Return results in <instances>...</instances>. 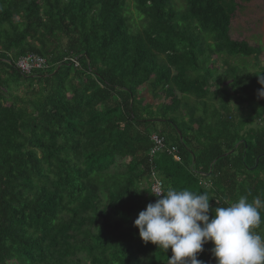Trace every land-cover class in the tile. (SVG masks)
<instances>
[{
	"label": "trees",
	"instance_id": "trees-1",
	"mask_svg": "<svg viewBox=\"0 0 264 264\" xmlns=\"http://www.w3.org/2000/svg\"><path fill=\"white\" fill-rule=\"evenodd\" d=\"M253 1L0 0V264H168L133 225L151 167L213 215L264 199L262 47L229 36ZM23 56L47 67L22 74ZM153 133L179 162L149 161Z\"/></svg>",
	"mask_w": 264,
	"mask_h": 264
},
{
	"label": "clouds",
	"instance_id": "clouds-1",
	"mask_svg": "<svg viewBox=\"0 0 264 264\" xmlns=\"http://www.w3.org/2000/svg\"><path fill=\"white\" fill-rule=\"evenodd\" d=\"M258 94L264 98V88ZM148 192L157 199L139 211L133 225L144 243L171 250L168 264H204L197 255L209 241L215 264H264V235L255 231L264 224V199L242 195L228 206H216L213 215L207 193L163 185Z\"/></svg>",
	"mask_w": 264,
	"mask_h": 264
},
{
	"label": "rangeland",
	"instance_id": "rangeland-1",
	"mask_svg": "<svg viewBox=\"0 0 264 264\" xmlns=\"http://www.w3.org/2000/svg\"><path fill=\"white\" fill-rule=\"evenodd\" d=\"M241 6L242 9L238 10L237 13H234V16L231 19V34L236 40H245L251 45L256 43L262 47L260 61L263 62L262 66L264 68V3L260 1H253L249 8L246 4ZM252 61V57L247 58L248 63L251 64ZM255 71L256 69L251 68L250 74L254 73ZM220 72H222V70H220ZM141 95L153 104L158 103V100H153L145 89L141 91ZM261 100L263 102V98ZM182 101H185V98H182ZM233 102L235 103V100H233ZM174 117L179 122H187V115L185 112H181L180 114L179 112H174ZM154 126L156 129H159L162 127V124H159L158 122ZM92 229L94 232L95 228L93 227Z\"/></svg>",
	"mask_w": 264,
	"mask_h": 264
},
{
	"label": "built area",
	"instance_id": "built-area-1",
	"mask_svg": "<svg viewBox=\"0 0 264 264\" xmlns=\"http://www.w3.org/2000/svg\"><path fill=\"white\" fill-rule=\"evenodd\" d=\"M16 68L24 74H28L32 69L41 70L42 68H46V62L43 58L37 56H23L19 58L15 63ZM264 102V98H263ZM151 146L148 151L149 161L154 158L160 152H166L170 155L175 161H180L178 150L175 146H168L165 139L157 133H153L149 137ZM148 182L146 184L147 189L151 191L155 186L163 185V182L159 175L156 173L154 167H151L148 171ZM151 195V194H150ZM152 196V195H151ZM154 200L157 197L152 196Z\"/></svg>",
	"mask_w": 264,
	"mask_h": 264
},
{
	"label": "crops",
	"instance_id": "crops-1",
	"mask_svg": "<svg viewBox=\"0 0 264 264\" xmlns=\"http://www.w3.org/2000/svg\"><path fill=\"white\" fill-rule=\"evenodd\" d=\"M255 1V0H254ZM251 3L252 2H249V3H247L246 5H248V8H249V6H251ZM243 5V4H242ZM247 12V11H246ZM237 13V12H236ZM231 30H232V25H230V34H229V36H230V38L231 39H233V40H235L234 38H233V36H232V32H231ZM253 46H260L259 44H253ZM208 264H215V259L213 258V256H210L209 257V259H208Z\"/></svg>",
	"mask_w": 264,
	"mask_h": 264
},
{
	"label": "water",
	"instance_id": "water-1",
	"mask_svg": "<svg viewBox=\"0 0 264 264\" xmlns=\"http://www.w3.org/2000/svg\"><path fill=\"white\" fill-rule=\"evenodd\" d=\"M153 121H158V120H153ZM178 136H179V139H181V136H180V133H178ZM226 154H223V156H225ZM258 162V158L255 160V165L257 164Z\"/></svg>",
	"mask_w": 264,
	"mask_h": 264
}]
</instances>
